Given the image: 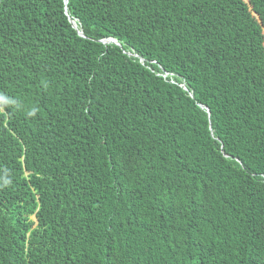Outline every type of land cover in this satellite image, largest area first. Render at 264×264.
Masks as SVG:
<instances>
[{
    "label": "trees",
    "instance_id": "1",
    "mask_svg": "<svg viewBox=\"0 0 264 264\" xmlns=\"http://www.w3.org/2000/svg\"><path fill=\"white\" fill-rule=\"evenodd\" d=\"M0 264H264V0H0Z\"/></svg>",
    "mask_w": 264,
    "mask_h": 264
},
{
    "label": "water",
    "instance_id": "2",
    "mask_svg": "<svg viewBox=\"0 0 264 264\" xmlns=\"http://www.w3.org/2000/svg\"><path fill=\"white\" fill-rule=\"evenodd\" d=\"M67 1H68V0H65V2H67ZM253 14L256 15V17H258V15H257L256 13L253 12ZM70 20H71L73 26H74L75 28H77V25L75 24V21H74L72 18H70ZM79 33H80L81 35H83L82 31H79ZM112 40H113V39H107V40H104V42H109V41H112ZM207 110L209 111V109H207Z\"/></svg>",
    "mask_w": 264,
    "mask_h": 264
},
{
    "label": "snow or ice",
    "instance_id": "3",
    "mask_svg": "<svg viewBox=\"0 0 264 264\" xmlns=\"http://www.w3.org/2000/svg\"><path fill=\"white\" fill-rule=\"evenodd\" d=\"M5 103H6V101H5Z\"/></svg>",
    "mask_w": 264,
    "mask_h": 264
}]
</instances>
